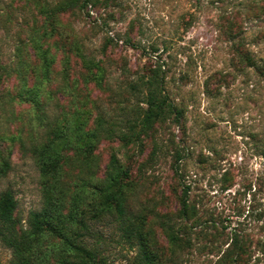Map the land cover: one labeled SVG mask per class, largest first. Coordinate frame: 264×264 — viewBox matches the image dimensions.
Returning a JSON list of instances; mask_svg holds the SVG:
<instances>
[{
    "label": "rangeland",
    "instance_id": "rangeland-1",
    "mask_svg": "<svg viewBox=\"0 0 264 264\" xmlns=\"http://www.w3.org/2000/svg\"><path fill=\"white\" fill-rule=\"evenodd\" d=\"M10 1L0 0L2 11ZM106 5L100 13H111V18L105 21L92 10L89 16L75 11L62 18L66 31L84 45L86 53L103 61L104 88L99 90L94 83L84 86L79 60L70 55L69 68L59 63L64 58L59 55L51 83L41 89L46 94L56 85L67 87L64 95H52L46 109L62 115L72 106L84 117L85 125L102 113L107 121L123 127L145 108L129 84L160 64L166 94L182 110L183 119L155 127L136 145H123L116 139L100 141L94 172L98 175L105 169L112 153L128 169L126 181L133 208L144 216L148 239L155 245L161 264H227L218 260L226 248L221 228L245 229L258 237L262 221L254 215L259 212L264 217V0H109ZM20 9L16 0L8 11L20 15ZM17 19L7 30H0L4 63L12 60L15 43L23 34ZM228 19H235L234 23L244 29L252 66L236 57L233 43L222 35ZM127 38L132 45L125 42ZM68 69L69 80L59 74ZM14 83L10 79L4 87L11 88ZM26 110L25 106L13 107L15 115H22L21 121L3 123L1 131L7 126V136L18 135L21 128L25 139L29 126L34 132L43 130L33 120L34 113ZM2 142L0 153H10V168L0 175V192L12 190L17 201L15 215L25 225L28 213L43 205L44 180L27 148L23 150L18 142L8 139ZM175 152L180 155L177 174L172 167ZM86 171L78 174L67 167L61 174L62 212L68 210L74 195L79 194L83 201L91 195L94 177L88 186L80 181L88 178ZM225 171L228 175L221 177ZM187 187L197 224L187 234L188 242L183 239L174 248L159 224L165 219L176 225L184 223L177 218V211ZM85 222L89 230L82 232L83 240L97 246L107 264H135V250L119 243L111 218L95 221L86 213ZM50 242L58 240L47 239L45 246ZM256 255L247 264H264V257L255 261ZM9 258V251L0 245V264H7ZM47 264H53L52 260Z\"/></svg>",
    "mask_w": 264,
    "mask_h": 264
},
{
    "label": "trees",
    "instance_id": "trees-1",
    "mask_svg": "<svg viewBox=\"0 0 264 264\" xmlns=\"http://www.w3.org/2000/svg\"><path fill=\"white\" fill-rule=\"evenodd\" d=\"M15 1H10L6 10L2 11L0 7V30L13 26L17 18H20L19 26L23 30L15 43L10 63H4L0 58V143L8 139L11 143L18 142L21 149H28L45 186L41 209L30 211L25 225L15 215L17 201L12 190L7 188L0 192V245L9 251L7 264H47L49 260L53 264H107L104 253L97 246L83 240L82 232L89 230L85 222L86 213L95 221L104 217L113 220L119 232V243L135 250V264H161L158 252L154 251L155 245L148 239L144 216L133 208L126 181L128 169L120 164L114 153L110 154L105 169L99 171L98 175L94 169L97 161L95 151L100 141L116 139L123 145H136L155 127L177 124L183 119L182 110L166 94L162 66L157 64L148 68L136 82L129 84V89L137 91L141 96L139 102L145 108L123 127L114 121H107L102 113L85 125L84 117L72 106L62 115L56 114L55 111L46 109L47 101L52 100L55 93L63 94L67 85H56L53 92L46 94H43L41 88L44 84L51 83L57 56L64 57L62 61L59 59V63L62 62L69 68L70 55L79 60L84 69V86L94 83L101 90L104 88L102 83L105 78L103 61L95 60L86 53L84 45L66 31L62 18L75 11L89 16L88 12L92 10L99 15V19L105 21L111 18V13L104 12L102 16L100 10L104 8L102 6H107L109 0H59L54 3L47 0H18L21 5L20 15H15L16 11H8ZM234 21L235 19L226 20L227 25L221 30L222 35L233 43L236 57L251 64V56L246 53L244 29ZM125 42L132 45L129 38ZM62 70L59 74L69 80V69L67 73L65 70L62 73ZM10 79L15 81L12 87H4ZM69 103L71 102L68 101ZM17 106H25L27 113L33 112V120L43 130L34 132L29 126L25 139L21 137V128L17 131L18 135L7 136V126L5 131H1L3 123L9 125L17 120L21 121L22 115L17 116L13 112V107ZM58 110H62V105H59ZM9 155L6 151L0 153L1 176L10 168ZM173 157L172 167L177 174L180 155L175 152ZM67 167L78 170V174L87 170L88 178L80 181L83 186H88V182L94 177L95 185L86 201L79 194L74 195L64 213L59 202L62 201L63 194L61 174ZM226 175L228 173L225 171L221 177ZM188 189L187 187L182 191L177 211V218L184 223L176 225L165 219L159 224L167 243L174 248L179 247L183 239L188 242L187 234L197 224L196 212L189 203ZM254 217L257 221H262L258 226V237H252L245 229L226 231L227 227L221 228L220 234L226 239V248L219 257V262L247 264L256 254V262L264 257V217L259 212ZM190 220L193 223L188 225ZM47 239H56L58 242H50L49 246H45Z\"/></svg>",
    "mask_w": 264,
    "mask_h": 264
}]
</instances>
